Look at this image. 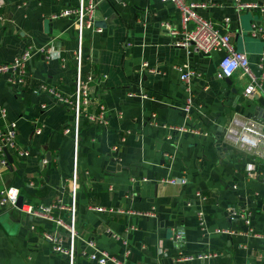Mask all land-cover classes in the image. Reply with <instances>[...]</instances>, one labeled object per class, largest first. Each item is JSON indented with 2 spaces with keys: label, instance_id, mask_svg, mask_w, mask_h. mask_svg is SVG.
Instances as JSON below:
<instances>
[{
  "label": "crops",
  "instance_id": "crops-1",
  "mask_svg": "<svg viewBox=\"0 0 264 264\" xmlns=\"http://www.w3.org/2000/svg\"><path fill=\"white\" fill-rule=\"evenodd\" d=\"M189 1L205 5L197 13L228 33L259 75L264 12L240 8L235 0ZM96 2L94 27L79 38L73 17H54L78 0H0V62L28 45H51L55 52L33 55L19 88L0 76V109L6 111L0 128L16 122V145L28 153H9L13 162L0 170V190H24L31 200L23 197V205L33 209L59 203L64 209L53 216L66 222L73 206V264H99L88 258L97 250L128 264H264V143L245 149L226 137L234 121L264 127V111L256 115L264 78L245 97L240 71L228 80L220 74L223 50L205 54L174 46L183 27L172 3ZM186 69L197 74L188 84L180 80ZM78 71L94 76V103L86 113L98 111L97 100L106 110L101 120L81 115L75 139L74 111L41 86L71 98ZM240 215L249 217V226ZM48 230H57L52 221L0 206V264H68L43 239ZM59 231L68 245V234ZM207 254L216 256L197 258Z\"/></svg>",
  "mask_w": 264,
  "mask_h": 264
},
{
  "label": "built area",
  "instance_id": "built-area-1",
  "mask_svg": "<svg viewBox=\"0 0 264 264\" xmlns=\"http://www.w3.org/2000/svg\"><path fill=\"white\" fill-rule=\"evenodd\" d=\"M161 2L172 3L181 19V24L183 31L180 37L174 42V46L181 48H189L195 52L209 54L213 51H224V56L219 62L220 74L222 77L230 78L236 72L240 71L241 75L247 79V84L244 87L243 95L245 97H252L256 92V88L260 86V81L264 78V65L260 62L257 66L259 70V75L251 68L248 56L236 50L231 42V37L228 33H221L217 25L211 20L203 18L197 13V8L205 7L203 3H197L189 0H159ZM240 8H259L260 11L264 12V5H247L242 4L240 0H235ZM96 0H78V4L75 7H68L63 9L61 12L56 13L54 17H73L74 27L78 31L79 38H81L84 29H92L94 27V11L96 8ZM2 19V17H0ZM228 22V19H224ZM191 25V28L189 26ZM165 26L170 29L168 24ZM95 31L100 32V29H95ZM173 35H177L178 32L171 30ZM253 35H257L253 33ZM44 53L51 57L55 52L53 51L51 45H43L40 47H34L31 45L26 46L21 53L16 55L10 61L0 62V76H4L12 89L19 88L24 83V78L26 76L27 68L29 63L35 54ZM81 51L76 50L74 53L75 59L79 60L81 56ZM60 58V55L58 56ZM80 66V65H78ZM197 74L194 70L186 69L181 70L180 80L183 83L188 84L193 77ZM94 81V76L91 73L83 76L80 71L76 74L75 79V90L73 97H64L63 95L55 92V90L41 86V90L46 91L49 95H52L57 103H61L66 107L74 111V135L77 139L78 123L81 115H84L86 119L90 121L101 120L105 114V106L97 100L98 111L92 113H86V110L94 103V94L91 91V83ZM191 108V100H187L184 111L189 112ZM0 117L2 119L6 118L5 109H0ZM16 122L10 121L0 128V170L7 167L8 159L6 152L8 153H18L19 156H25L28 153L22 151L16 145ZM170 129L179 132L187 131L184 127H171ZM264 127L256 125L254 121L248 120L246 122L240 123L234 121L226 130V137L232 140L235 145L245 148V149H256L260 143H264ZM192 130V129H191ZM70 129L66 128L65 133H68ZM40 133V130H36ZM115 148V147H114ZM113 148V149H114ZM72 191L76 188V172L72 175ZM170 183L183 184L186 182L185 179H170ZM19 196V191L13 186H9L0 190V206L1 207H16L17 199ZM64 209L59 203H51L48 205H40L37 209H33L31 206L22 205L21 210L25 211L36 218L45 219L52 221L57 230L44 231L42 237L45 241L52 245L53 252L63 255L67 260L68 264H73L74 258L77 252L75 246V240L77 239V231L74 223V210L73 206L71 208V221L66 222L60 215H54L57 211ZM97 211H104L103 208H95ZM201 216V214H200ZM237 217V216H236ZM241 220L249 226L250 220L246 215H240ZM201 221H203L201 219ZM31 229L34 226L30 227ZM64 230L69 236L70 242L68 245L64 246L62 243V236L59 230ZM250 233H254L253 228H249ZM221 233L231 234L232 230H222L218 231ZM216 255L207 254L200 255L198 259H211ZM88 258L97 261L99 264H105L108 261L114 264H128L122 259H117L108 255L104 251H95L88 254ZM185 257L184 259H186ZM191 259V258H188Z\"/></svg>",
  "mask_w": 264,
  "mask_h": 264
},
{
  "label": "water",
  "instance_id": "water-1",
  "mask_svg": "<svg viewBox=\"0 0 264 264\" xmlns=\"http://www.w3.org/2000/svg\"><path fill=\"white\" fill-rule=\"evenodd\" d=\"M225 79L228 80L229 78H225ZM260 105L261 107L256 112L257 116H259L258 114H260V112L262 113V111H264V100L263 99H260ZM6 156H7L8 162L12 163L13 162L12 156L8 152H6ZM22 205H23V196L19 195L17 199L16 207L18 209H21Z\"/></svg>",
  "mask_w": 264,
  "mask_h": 264
},
{
  "label": "trees",
  "instance_id": "trees-1",
  "mask_svg": "<svg viewBox=\"0 0 264 264\" xmlns=\"http://www.w3.org/2000/svg\"><path fill=\"white\" fill-rule=\"evenodd\" d=\"M20 193L23 195L24 199L31 200V196L27 194L24 190H21Z\"/></svg>",
  "mask_w": 264,
  "mask_h": 264
}]
</instances>
